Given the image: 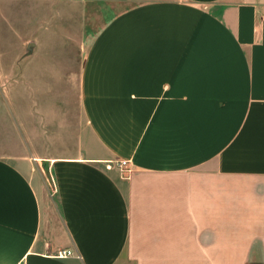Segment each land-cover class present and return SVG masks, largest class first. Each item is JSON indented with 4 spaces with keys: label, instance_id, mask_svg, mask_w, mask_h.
<instances>
[{
    "label": "crops",
    "instance_id": "obj_1",
    "mask_svg": "<svg viewBox=\"0 0 264 264\" xmlns=\"http://www.w3.org/2000/svg\"><path fill=\"white\" fill-rule=\"evenodd\" d=\"M106 1L54 154L0 155V264H264V0Z\"/></svg>",
    "mask_w": 264,
    "mask_h": 264
},
{
    "label": "rangeland",
    "instance_id": "obj_2",
    "mask_svg": "<svg viewBox=\"0 0 264 264\" xmlns=\"http://www.w3.org/2000/svg\"><path fill=\"white\" fill-rule=\"evenodd\" d=\"M120 7L106 0H0V155L54 154L58 109L76 113V52ZM58 46L67 51L61 69ZM36 168L53 201L50 172Z\"/></svg>",
    "mask_w": 264,
    "mask_h": 264
},
{
    "label": "built area",
    "instance_id": "obj_3",
    "mask_svg": "<svg viewBox=\"0 0 264 264\" xmlns=\"http://www.w3.org/2000/svg\"><path fill=\"white\" fill-rule=\"evenodd\" d=\"M117 164H118L119 168L122 169L121 171H129V168L127 167V161L126 160H124V159L119 160V161H117ZM72 253H73V251L70 248H66V249H60L59 251H57L56 255L58 257H65V256L70 255ZM16 264H22V263L18 262Z\"/></svg>",
    "mask_w": 264,
    "mask_h": 264
}]
</instances>
